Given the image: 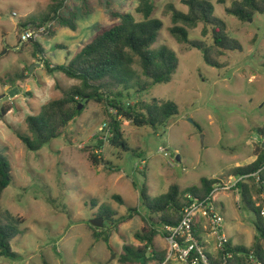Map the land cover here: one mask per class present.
Returning a JSON list of instances; mask_svg holds the SVG:
<instances>
[{"label": "rangeland", "instance_id": "obj_1", "mask_svg": "<svg viewBox=\"0 0 264 264\" xmlns=\"http://www.w3.org/2000/svg\"><path fill=\"white\" fill-rule=\"evenodd\" d=\"M56 1L0 0V111L8 109L0 114V153L6 156L12 175L0 208L19 221L12 242L18 257L1 258L0 264H120L122 246L138 243L134 233L143 227L142 216H147L140 197L144 184L152 198L174 183L184 190L198 186L202 177L227 179L232 168L256 158V129L264 125V14L242 22L225 11L234 0H212L215 14L224 18L228 33L243 48L226 53L221 58L225 67L217 69L205 63L201 51L179 43L169 32L168 6L185 12L182 0H152L150 17L163 24L154 46L173 50L178 68L169 83L154 85L140 98L174 101L178 114L155 129L122 120L129 147L123 151L107 141L104 107L89 102L62 137L29 151L15 133H27L25 118L37 115L43 104L79 83L60 71L49 73L42 60L47 58L52 65L67 63L98 30L115 23L110 11L141 17L136 12L138 0H69L61 11L77 14V30L48 22L46 30L32 38L43 50L35 56L31 39L21 41V24L39 21ZM50 28L55 31L52 36ZM205 30L199 23L189 37L207 38ZM135 101V96L126 100ZM101 126L106 129L99 131ZM131 149L141 156L133 155ZM91 153L97 154L100 164L90 162ZM252 196L259 201L258 193ZM237 198L240 194L219 190L214 207L223 215V231L231 242L251 246L256 235L254 214L242 208ZM102 206L115 211L114 218L129 208L136 211L118 229L104 221L100 231L89 220L99 217ZM94 231L109 234V239L95 240ZM154 243L167 250L162 233ZM261 244L264 248V239Z\"/></svg>", "mask_w": 264, "mask_h": 264}, {"label": "trees", "instance_id": "obj_2", "mask_svg": "<svg viewBox=\"0 0 264 264\" xmlns=\"http://www.w3.org/2000/svg\"><path fill=\"white\" fill-rule=\"evenodd\" d=\"M69 0H57L49 9V12L39 21L31 20L21 27L34 25L46 26L54 21L59 26L77 30V14L70 10L62 14L66 2ZM136 12L141 15L137 18L126 11H110L109 15L115 19V23L98 30L93 38L73 55L64 64L52 65L50 60L44 58L42 65L52 73L60 71L70 79L78 80V84L72 85L62 92L61 97L52 99L43 104L37 115H28L25 118L27 133L15 132L17 137L29 151H38L52 140L62 137L68 126L83 112L85 105L96 102L102 105L107 112L109 137L107 141L111 146L123 151L129 150L123 137L122 120L129 121L136 127L165 126L177 114L178 106L174 101L151 98L145 100L140 95L149 91L156 84L169 83L178 68V59L173 50L165 45L154 46L158 32L162 28V21L150 17L154 4L152 0H138ZM224 3V0H219ZM187 11H179L169 4L172 26L169 32L179 43H185L189 48L203 53V59L211 67L221 69L225 65L221 58L228 52H241L242 44L228 33V26L224 18L214 12L212 0H182ZM228 15L239 21H246L255 15L264 14V0H234L230 6L225 7ZM203 23L208 34L204 39L189 37V31L197 24ZM55 34L50 28L49 36ZM33 55L43 54L42 47L35 40ZM12 83V79H8ZM135 96L134 103L126 102ZM82 109H78L79 104ZM6 108H1L0 114L7 113ZM109 110L114 111L110 114ZM256 133L264 138V125L256 129ZM97 146L100 147L99 141ZM133 155L136 154L131 149ZM256 158L248 164L236 166L228 171V175H244L254 173L264 166V149L258 145L255 150ZM89 160L93 165L100 164L101 159L97 154H89ZM12 179L11 168L6 156L0 153V199L3 191ZM221 178L202 177L198 186L180 189L177 184H171L164 194L156 197L148 195L147 186L141 187L140 197L142 205L146 208L147 216H142L143 227L134 233L138 243L124 244L118 257L120 264H161L167 250H160L155 245V238L159 233L165 237V225H175L180 221L181 209L184 205V196L191 194L195 198L203 199L213 190ZM237 187L241 189L240 202L242 208L254 214L253 227L256 231L254 242L251 246L233 244L231 241L225 250L219 252L216 257L209 254L212 264H264V248L261 240L264 239V217L261 215V207L256 205L253 192L260 193L264 190V168L260 173V181L249 177L239 181ZM120 199V198H118ZM135 208H129L127 213L114 218L115 211L107 207L99 209V217L108 222L115 229L134 217ZM19 223L10 212L0 208V259H16L17 252L12 248V242L18 234ZM105 225V222H104ZM102 231V228H97ZM160 230L162 232H160ZM202 228L194 227L196 237L200 239ZM103 237L109 239V234L93 232V238L98 240ZM230 253L231 256H227ZM47 264V263H44ZM169 264H172L170 262Z\"/></svg>", "mask_w": 264, "mask_h": 264}, {"label": "built area", "instance_id": "obj_3", "mask_svg": "<svg viewBox=\"0 0 264 264\" xmlns=\"http://www.w3.org/2000/svg\"><path fill=\"white\" fill-rule=\"evenodd\" d=\"M45 30L46 26H26L21 32V41H28L37 36L39 32H44ZM103 125L106 126V124ZM103 129L104 126H101L99 131H103ZM257 137L258 145L262 147L264 138L259 135ZM104 138H107V133H105ZM262 148L264 149V147ZM263 168L264 166L254 173L237 176L230 175L227 179H220L210 194L203 199L186 194L184 196V205L181 209L180 221L175 225L164 226L168 247L165 259L161 264H169L173 261L183 264H212L208 255L211 254L216 257L219 252L225 250L226 245L230 241L223 231V215L216 211L214 207L215 193L219 190H230L239 195L241 189L237 187L238 182L249 177L254 178L256 182L260 181V173ZM239 201V198H237V203ZM256 205L261 207L260 213L264 217V190L259 193V201H257ZM196 226L201 227L202 233H207L213 239L214 250L212 252L207 251L201 237L200 239L196 237L194 233V227L196 228ZM227 256L230 257L231 254L227 253ZM220 264L225 263L222 262Z\"/></svg>", "mask_w": 264, "mask_h": 264}, {"label": "crops", "instance_id": "obj_4", "mask_svg": "<svg viewBox=\"0 0 264 264\" xmlns=\"http://www.w3.org/2000/svg\"><path fill=\"white\" fill-rule=\"evenodd\" d=\"M200 237H201V240L204 243L206 249H208L209 252H212L214 250L213 239L205 232H203V233L201 232V236Z\"/></svg>", "mask_w": 264, "mask_h": 264}, {"label": "water", "instance_id": "obj_5", "mask_svg": "<svg viewBox=\"0 0 264 264\" xmlns=\"http://www.w3.org/2000/svg\"><path fill=\"white\" fill-rule=\"evenodd\" d=\"M81 107H82V104L80 103L78 106V109H81ZM262 147H264V144H262ZM176 160H179L178 156H177ZM89 223L92 224L93 226L97 227V228H100L104 223V219L102 217H98L96 219H90Z\"/></svg>", "mask_w": 264, "mask_h": 264}]
</instances>
